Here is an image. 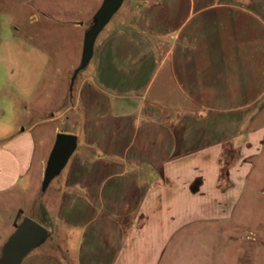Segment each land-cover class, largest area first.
I'll list each match as a JSON object with an SVG mask.
<instances>
[{
  "label": "crops",
  "instance_id": "1",
  "mask_svg": "<svg viewBox=\"0 0 264 264\" xmlns=\"http://www.w3.org/2000/svg\"><path fill=\"white\" fill-rule=\"evenodd\" d=\"M85 4L64 8L76 27ZM111 18L53 108L22 69L12 102L0 68V123L15 124L0 133V248L36 215L48 235L20 264H235L227 224L264 159V0H128ZM56 120L76 147L31 214L51 145L33 130Z\"/></svg>",
  "mask_w": 264,
  "mask_h": 264
},
{
  "label": "rangeland",
  "instance_id": "2",
  "mask_svg": "<svg viewBox=\"0 0 264 264\" xmlns=\"http://www.w3.org/2000/svg\"><path fill=\"white\" fill-rule=\"evenodd\" d=\"M126 1L128 0H123L122 3H126ZM84 2H86L83 5L86 8V12L84 13L83 9L82 13L76 16L83 22L82 27H76L71 23L75 12H72V10L64 11V8L69 5H77L78 0L0 1L1 14L7 17L10 16L11 21L17 23V25H9L7 21L6 25L0 27V68H13L11 77L7 78L6 81L8 84L7 89L9 88L8 90L12 91V102H18L22 98L20 89L16 88L20 83V77H23V74H20L22 69L26 70V81L32 83L33 89H35V84H38L36 85L39 87L37 89L43 87V91L37 90V92L42 95L40 99L45 107L53 108L55 106L57 96L62 92L66 84L70 85L72 70L79 62L82 35L91 22V17H88L87 13L89 6L90 4L92 6V16L100 0H84ZM36 5L43 10L37 11ZM34 13L36 20H30L29 15ZM58 20H60V23ZM108 23L109 21L98 35L105 31ZM35 67L42 68V72L37 71L38 74H36V70L32 71ZM88 67L89 65L85 66L77 73L72 88L76 79ZM3 74L0 71V83L5 81ZM23 81L24 79L21 82ZM1 101H4V99H1ZM10 117L13 118L14 114L12 113ZM0 124L1 134L15 127L11 119L7 118ZM21 126L22 124H20L19 128ZM55 126L56 130L54 131L53 128ZM76 128L74 124L70 126V130L73 132ZM41 130L44 134L42 137L39 132ZM57 132H65L60 120L36 123L33 133L37 151H39L38 147L43 140H45L46 144H52L54 135ZM58 175L52 179L48 187L59 177ZM39 184L40 182L35 184L36 186L34 185L31 191L27 193L29 199L34 192L33 190L36 189L37 200L34 201L31 207V214H36L40 210V198L42 199L43 195H45V191L43 193L39 191ZM33 220L43 225L41 217L38 218L35 215ZM234 223L236 234L235 248L229 252L226 250L225 258H233L235 264H264V159L263 161L257 160V164L253 167L241 200L238 203L235 217L230 221V226L227 224V227L233 228Z\"/></svg>",
  "mask_w": 264,
  "mask_h": 264
},
{
  "label": "water",
  "instance_id": "3",
  "mask_svg": "<svg viewBox=\"0 0 264 264\" xmlns=\"http://www.w3.org/2000/svg\"><path fill=\"white\" fill-rule=\"evenodd\" d=\"M123 0H100L91 16V22L82 35L81 53L78 64L73 68L70 85L77 73L83 69L92 55L95 38L120 7ZM76 147V136L72 133L57 132L47 153L39 184L43 193L50 181L62 170ZM48 235L45 226L28 216L16 223L0 248V264H20L21 260Z\"/></svg>",
  "mask_w": 264,
  "mask_h": 264
},
{
  "label": "trees",
  "instance_id": "4",
  "mask_svg": "<svg viewBox=\"0 0 264 264\" xmlns=\"http://www.w3.org/2000/svg\"><path fill=\"white\" fill-rule=\"evenodd\" d=\"M71 87H72V85H71Z\"/></svg>",
  "mask_w": 264,
  "mask_h": 264
}]
</instances>
